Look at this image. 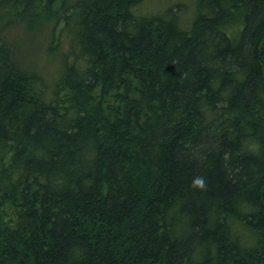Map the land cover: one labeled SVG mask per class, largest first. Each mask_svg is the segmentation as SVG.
<instances>
[{
    "label": "trees",
    "instance_id": "1",
    "mask_svg": "<svg viewBox=\"0 0 264 264\" xmlns=\"http://www.w3.org/2000/svg\"><path fill=\"white\" fill-rule=\"evenodd\" d=\"M175 1L0 0V264H264V0Z\"/></svg>",
    "mask_w": 264,
    "mask_h": 264
},
{
    "label": "rangeland",
    "instance_id": "2",
    "mask_svg": "<svg viewBox=\"0 0 264 264\" xmlns=\"http://www.w3.org/2000/svg\"><path fill=\"white\" fill-rule=\"evenodd\" d=\"M176 2L175 0H143L142 4L139 5V10L142 12L162 10L165 3ZM159 7V8H158ZM44 29H36L31 34L25 35L17 33L16 43L22 45V49L26 47V55L29 61L40 67L41 71L46 75H56L57 72V55L47 57L45 59V47L47 42L43 39ZM10 37V36H9ZM65 49L66 46L64 45Z\"/></svg>",
    "mask_w": 264,
    "mask_h": 264
},
{
    "label": "bare ground",
    "instance_id": "3",
    "mask_svg": "<svg viewBox=\"0 0 264 264\" xmlns=\"http://www.w3.org/2000/svg\"><path fill=\"white\" fill-rule=\"evenodd\" d=\"M174 12H175V10H174ZM161 14V13H160ZM180 17V16H179Z\"/></svg>",
    "mask_w": 264,
    "mask_h": 264
}]
</instances>
